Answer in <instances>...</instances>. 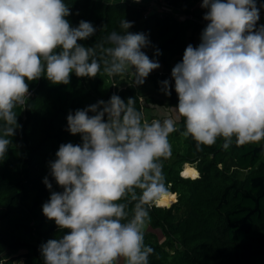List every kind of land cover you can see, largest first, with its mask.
<instances>
[{
	"label": "clouds",
	"instance_id": "obj_1",
	"mask_svg": "<svg viewBox=\"0 0 264 264\" xmlns=\"http://www.w3.org/2000/svg\"><path fill=\"white\" fill-rule=\"evenodd\" d=\"M201 7L200 42L188 44L171 70L180 134L197 150L217 140L224 149L264 141V24L257 26L256 0H202ZM70 14L65 0H0V161L21 128L16 109L29 100L31 82L67 85L72 74H105L140 86L161 67L144 51L148 35L129 31L133 22L123 18L122 31L85 47L79 41L97 29L84 20L73 27ZM160 83L171 96V82ZM66 130L81 143L61 144L48 163L61 191L44 178L50 198L42 212L59 234L40 245L43 264H149L154 249L145 228L149 210L171 195L163 161L172 156L176 121H148L134 98L113 94L70 111Z\"/></svg>",
	"mask_w": 264,
	"mask_h": 264
},
{
	"label": "trees",
	"instance_id": "obj_2",
	"mask_svg": "<svg viewBox=\"0 0 264 264\" xmlns=\"http://www.w3.org/2000/svg\"><path fill=\"white\" fill-rule=\"evenodd\" d=\"M158 1L157 7L128 0L65 3L73 27L84 20L97 29L94 36L79 41L85 47L102 42L112 31H122L123 18L133 22L129 31L147 34L152 46L144 51L161 64L150 74L151 81L161 90L160 82L169 80L168 97L177 105L171 70L182 60L188 44H199L207 24L203 19L206 9L201 7L202 0ZM256 3L259 26L263 24L264 0ZM157 49L159 56L154 55ZM29 88L33 92L26 105L16 109L21 128L0 161V264H43L40 245L59 234L54 221L42 212L50 198L43 180L47 176L52 190L61 191L49 175L48 163L55 159L61 144L81 143L79 135L66 130L68 113L108 101L113 94L125 101L134 98L143 112L141 97L146 95L131 76L105 74L95 78L72 74L67 85H53L42 77ZM177 129L169 137L172 156L163 161L166 182L171 183L177 200L149 210L167 234L163 244L145 242L154 249L149 264H264V141L244 146L233 142L224 149L223 140H217L215 145L197 150L191 138L180 134L182 118ZM189 162L198 169V177L181 175ZM172 198L171 193L161 204Z\"/></svg>",
	"mask_w": 264,
	"mask_h": 264
},
{
	"label": "rangeland",
	"instance_id": "obj_3",
	"mask_svg": "<svg viewBox=\"0 0 264 264\" xmlns=\"http://www.w3.org/2000/svg\"><path fill=\"white\" fill-rule=\"evenodd\" d=\"M262 21L264 24V15L262 16ZM140 89L146 94L141 97V101L144 103L143 104V114H144L145 119H147L148 121H151L153 119H159L163 121L166 118H171L176 121L177 128L180 126L181 118L178 117V114L173 109V107H175L176 104H173L170 101L168 96L164 95L159 88H156L154 86L153 82L151 81L150 75L146 78L145 83L143 85H140ZM147 97H150V98H147ZM187 165L193 166L196 170H198L196 166L193 165L192 163L190 162L185 163L183 166V170L181 171L182 173L181 175H183L184 173H188L186 172V169H185ZM195 169L191 173L193 172L195 173ZM191 173H188L187 175ZM243 175H244V172L241 173V176ZM183 176L189 177V178H196L199 175L198 176L197 175L196 176L195 175L186 176L185 174ZM170 192L172 193L173 198L167 200L165 203L160 204V205L170 206L174 201L177 200V194L175 192H172L171 190ZM170 201L172 202L169 205H167V203H169ZM150 217H151L150 223H148L145 228V242H154L156 244H163L167 238L165 229L162 225H158L154 222L151 213H150Z\"/></svg>",
	"mask_w": 264,
	"mask_h": 264
},
{
	"label": "crops",
	"instance_id": "obj_4",
	"mask_svg": "<svg viewBox=\"0 0 264 264\" xmlns=\"http://www.w3.org/2000/svg\"><path fill=\"white\" fill-rule=\"evenodd\" d=\"M105 1H111V0H105ZM135 4H145V5H151L152 7L158 6V0H128Z\"/></svg>",
	"mask_w": 264,
	"mask_h": 264
},
{
	"label": "bare ground",
	"instance_id": "obj_5",
	"mask_svg": "<svg viewBox=\"0 0 264 264\" xmlns=\"http://www.w3.org/2000/svg\"><path fill=\"white\" fill-rule=\"evenodd\" d=\"M185 169H186V172L191 173L192 171H194L195 168L193 166L187 165L185 167ZM184 175H185V173H184ZM186 176H189V175H186Z\"/></svg>",
	"mask_w": 264,
	"mask_h": 264
},
{
	"label": "built area",
	"instance_id": "obj_6",
	"mask_svg": "<svg viewBox=\"0 0 264 264\" xmlns=\"http://www.w3.org/2000/svg\"><path fill=\"white\" fill-rule=\"evenodd\" d=\"M157 4H159V1H158ZM165 5H166V4H164V3H161V4H160L161 7H162V6L165 7ZM166 6H167V5H166ZM167 7H168V6H167ZM32 92H33V89H30V96L32 95ZM169 184H171V183H169Z\"/></svg>",
	"mask_w": 264,
	"mask_h": 264
},
{
	"label": "snow or ice",
	"instance_id": "obj_7",
	"mask_svg": "<svg viewBox=\"0 0 264 264\" xmlns=\"http://www.w3.org/2000/svg\"><path fill=\"white\" fill-rule=\"evenodd\" d=\"M185 174L187 175L188 173H185ZM192 175H196V173L193 172Z\"/></svg>",
	"mask_w": 264,
	"mask_h": 264
}]
</instances>
